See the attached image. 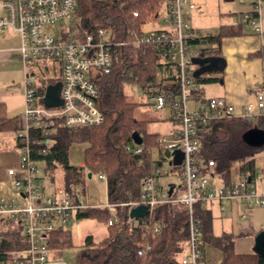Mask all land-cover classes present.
<instances>
[{
    "label": "built area",
    "instance_id": "1",
    "mask_svg": "<svg viewBox=\"0 0 264 264\" xmlns=\"http://www.w3.org/2000/svg\"><path fill=\"white\" fill-rule=\"evenodd\" d=\"M252 1L253 13L243 17L257 34L262 35L264 1ZM77 7L78 0H0V31L10 30L20 36L19 54L24 64L33 66L56 62L60 65L62 76V105L53 109L41 104L33 82L26 81L25 109L21 131L17 136V163L7 170L13 195L10 200L0 196V242L12 227L21 230L26 242L24 249L13 254L11 264H65L52 256L56 250L50 247L51 234L56 230H65L77 217L78 211L107 209L111 215L109 226H114L120 222L118 207H125L128 208L125 223L133 228L156 208L170 204L186 206L189 210V240L181 264H223V257L212 260L208 255L209 249L205 248L201 222L195 216L194 206L197 203L207 205L240 201L246 209L264 208V193L250 188V184L264 179V172L256 174L250 183L249 177H246L238 183L224 185L221 177L214 174L213 161H208L206 166L200 162V131L215 121L233 119L258 122L264 116V76L263 81L253 88V102L240 112L225 98L204 100L200 85L194 78L198 67L193 60L209 58L211 51L192 43L194 33L189 22L196 4L192 0H167L164 9L167 16L159 21L162 29L137 36L131 45L135 48L150 46L158 52L161 63L173 64L177 70V92L169 88L149 98L154 102L155 110L167 107L173 112V120L178 128L173 132V139L159 138L157 148L171 156L172 160L174 152L182 154L180 165H173L172 161L168 163L170 172L179 170L180 183L161 186V165L143 180L139 202L91 205L77 187L49 189L45 185L50 177L47 173L41 174L39 166L42 164L33 156L35 148L41 146L43 141L36 140V147L32 145V132L46 129L48 120L53 118L62 120L67 128H92L105 121L103 111L97 106L99 88L94 82L100 75L112 72L117 53L129 42L116 40L114 34L105 29L93 34L80 28L79 21L75 19ZM62 21L71 22L70 30L62 32L60 37H54L47 28ZM45 135L48 136L47 131ZM50 145L47 140L46 147L37 151L46 155L50 152ZM132 151L141 154L143 149L136 145ZM97 177L99 180L106 179L103 174ZM217 177L221 183H217ZM137 206H146L147 215L134 220L130 212ZM247 215L244 214V218H248ZM155 231L159 232L160 229L156 228ZM145 249L149 251L150 247ZM145 251H140L139 255L142 256Z\"/></svg>",
    "mask_w": 264,
    "mask_h": 264
},
{
    "label": "trees",
    "instance_id": "2",
    "mask_svg": "<svg viewBox=\"0 0 264 264\" xmlns=\"http://www.w3.org/2000/svg\"><path fill=\"white\" fill-rule=\"evenodd\" d=\"M166 1L78 0L75 19L79 21L80 28L93 34L99 29L108 30L116 40L128 41L129 45L117 53L112 72L100 75L94 82L99 88L97 106L105 115L102 125L67 128L62 120L53 118L48 120L46 129L32 132L33 147H36V140L43 141L41 146L35 148L33 156L43 165L45 173L50 175L51 182H55L53 175L59 169L64 171L61 186L65 189L85 184L89 174L92 177L103 174L106 176L108 204L140 201L143 180L162 165L152 157V150L157 147V140L161 137L148 132L152 120L139 116V104L128 98L125 88L140 87L147 96L169 88L175 92L179 89L177 70L173 64L161 63L158 52L150 46L135 48L131 45L137 36L146 33V26L159 23ZM238 33L222 27L217 34L194 35L192 43L197 47L208 46L210 56H213L218 54L224 38ZM254 56L264 61V46ZM41 82L43 87H37L38 95L44 94L46 89L45 81ZM196 82L209 81L200 77ZM20 127V122L10 119L5 105L0 104V134L13 132L17 140ZM251 130L264 132V116L255 123L233 119L215 121L200 131V162L206 166L208 161H213L214 174L220 176L226 186L232 182L235 165H239L241 174L252 181L255 179V158L264 154V144L253 146L245 141L244 134ZM134 134H139L143 140L141 154L132 151L136 148L132 137ZM47 140L51 144L50 152L43 155L37 150L46 147ZM79 144H84L86 149L84 164L76 167L71 165L69 153ZM194 213L201 222L205 248L221 251L223 264H264L262 255L237 252L238 240L249 233L216 236L212 232V213L206 205L197 203ZM118 216L119 224L109 226L111 215L107 209L78 211L77 219H95L104 224L108 231L107 237L99 243H95L92 236L85 239L78 255V264H181L189 240V210L186 206L162 205L133 228L125 223L128 208L118 207ZM12 228L0 242V264H11L13 254L26 247L21 230ZM156 228L160 231L156 232ZM71 237L70 231L56 230L51 234L50 247L53 250L69 248L72 246ZM147 246L150 247L149 251H145ZM142 250L145 252L140 256Z\"/></svg>",
    "mask_w": 264,
    "mask_h": 264
},
{
    "label": "crops",
    "instance_id": "3",
    "mask_svg": "<svg viewBox=\"0 0 264 264\" xmlns=\"http://www.w3.org/2000/svg\"><path fill=\"white\" fill-rule=\"evenodd\" d=\"M239 1L240 5L251 6L252 8L247 12L243 11L236 13V16L240 17L239 19H241L242 22L238 21L230 25L222 26L234 29L239 33L222 40L218 49V54L210 56L216 59V62L213 63L214 66L212 70L202 76L203 79L209 82L199 84L201 88L200 92L204 100L225 98L238 112L242 111L246 105L253 102V88L263 81L264 76V61L254 56L264 46V14L262 18V35L257 34L253 27H249L248 29L244 28V24L249 22L244 20L243 16L253 13V1ZM240 14L241 16H239ZM202 28L203 27H198V30L201 31ZM195 29V26H192L194 34H196ZM0 32V104L5 105L9 118L18 120L21 125L22 113L24 112L26 102V81L30 80L33 82L36 89L38 87L33 74L35 68L40 67L49 69V64H52L54 67L58 64L60 74L61 68L59 63L56 62L38 63L33 66H26L19 54V48L21 46L20 36L10 30ZM207 35L212 34L209 33ZM47 80L48 81L45 82L46 89L44 94H39L42 105L47 88L61 82L60 79L55 81L50 78ZM40 87L43 86L40 85ZM10 134H14L16 138L13 132L0 134V144L1 139H4L2 135L7 137ZM17 147L16 140V149ZM1 149L2 146H0V152ZM83 164L84 162H82L80 166ZM9 168H12V166ZM5 175L7 177L5 182H3L5 178L3 180L0 178V195L8 198L12 197L13 194L7 171ZM253 185H255L254 191L264 193V179L261 182L255 181ZM214 203L219 205L222 217L224 216L226 218L230 216L232 234L239 236L244 233H249L248 236L239 239L240 244H238V246L243 250L240 253H254L255 238L258 234L264 232V208L246 209L240 201H222ZM206 207L211 211L210 207L207 205ZM244 214H248V218H244ZM208 255L212 257V260L222 257L221 251L214 248L209 249Z\"/></svg>",
    "mask_w": 264,
    "mask_h": 264
},
{
    "label": "rangeland",
    "instance_id": "4",
    "mask_svg": "<svg viewBox=\"0 0 264 264\" xmlns=\"http://www.w3.org/2000/svg\"><path fill=\"white\" fill-rule=\"evenodd\" d=\"M196 4V10L190 17L191 26H195L196 37L200 35L207 34H217L220 32L222 26L230 25L236 22H242L240 17L236 16V13L247 12L251 9V6H242L240 5L239 0H192ZM167 16L165 10L163 9L161 13V21ZM241 16V14L239 15ZM156 23L155 25H148L145 27V31L149 32L151 30L162 29L163 25ZM71 26L70 21H62L56 25L47 28L48 32L54 37H60L63 33L69 32ZM198 27H203L198 30ZM252 26L249 23L244 24V28L248 29ZM1 33V32H0ZM202 48H207L208 46H200ZM52 63V62H49ZM58 64L54 67L52 64H49V69L46 68H35L33 74L38 86H43V82L48 81L47 79L61 80V74L58 70ZM195 70V68H194ZM125 93L131 101H134L139 104V116L150 118L152 122L149 124L147 130L150 134H157L161 138L173 139V132L178 128L177 124L173 120V112L170 108L165 107L163 110H155L153 107L154 102L151 101L149 96H147L142 88L137 86H127L125 88ZM192 106V105H190ZM189 106V107H190ZM4 139H1L2 146L0 152V178L3 182L6 181L5 172L10 166H15L17 161V149H16V138L14 134H10L7 137L2 135ZM86 146L84 144H79L74 146L70 151V163L72 166L79 167L82 162H84V153ZM152 157L155 161H160L163 167V175L159 177V184L161 186L175 183L179 184V170H176L174 173L170 172V161L172 157L167 155L164 151L160 152L157 147L152 150ZM41 174H46L44 167L39 166ZM255 171L256 174L262 173L264 171V154H260L255 158ZM49 175V174H48ZM232 182L238 183L241 180H244L247 176L240 173L239 165H235L232 170ZM55 176V182L49 181L45 182V185L49 189H55L60 187L64 181V171L57 170L53 175ZM50 177V175H49ZM217 183H221L217 177ZM62 187V186H61ZM78 190L82 193L84 199L87 203L91 205L105 206L108 204V194L107 193V182L106 180H99L96 175L85 182L83 185H79ZM250 188L254 189L255 185L250 184ZM14 192V191H13ZM1 196V195H0ZM7 198V197H6ZM10 200L11 197H8ZM212 211L213 218V233L216 236H221L223 233H231V220L230 216L226 218L220 213L219 205L217 203H208ZM243 224V223H242ZM67 231L71 232L72 235V246L65 249H55V252H52V256L65 264H78V255L84 247L85 239L88 236L94 238L95 243L103 241L107 235L108 231L104 224L98 223L95 219H73L68 227ZM240 240L237 242V252H242L243 250L239 248ZM254 252V250H253Z\"/></svg>",
    "mask_w": 264,
    "mask_h": 264
},
{
    "label": "water",
    "instance_id": "5",
    "mask_svg": "<svg viewBox=\"0 0 264 264\" xmlns=\"http://www.w3.org/2000/svg\"><path fill=\"white\" fill-rule=\"evenodd\" d=\"M216 62L215 58H195L193 60L194 65L198 68L194 72V78L200 79L204 74L212 70L214 66L213 63ZM61 82L56 85L49 86L46 91L43 105L49 109L58 108L62 105V100L60 98L61 92ZM133 141L136 145H142L143 140L139 134H134ZM244 139L247 143L253 146H260L264 144V132L259 130H251L244 134ZM173 160L171 164L180 165L182 163L183 156L180 152H174L172 154ZM92 178V174H89V179ZM249 183L251 179H248ZM147 215L146 206L134 207L130 212V217L135 220V218L145 217ZM254 253L264 256V232L258 234L255 238V246L253 248Z\"/></svg>",
    "mask_w": 264,
    "mask_h": 264
}]
</instances>
